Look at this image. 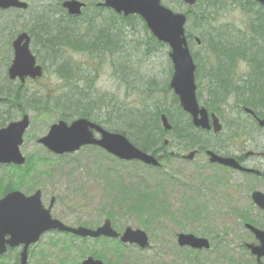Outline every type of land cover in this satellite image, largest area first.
Returning a JSON list of instances; mask_svg holds the SVG:
<instances>
[{"label":"rangeland","instance_id":"1","mask_svg":"<svg viewBox=\"0 0 264 264\" xmlns=\"http://www.w3.org/2000/svg\"><path fill=\"white\" fill-rule=\"evenodd\" d=\"M162 3L174 12H184L186 9L177 0H162ZM242 19L239 8L227 6L222 21L241 25ZM193 24L187 23L186 30L198 36V29ZM122 41L126 42V47H123L120 53L113 58L105 55L106 57L100 60V66L94 72V95H105L114 110L154 111L157 107H163L175 111L171 92H165L172 68L168 47L156 46L148 53L145 44L146 32L140 22L135 26H123ZM3 44L5 45V41ZM191 51L198 53L201 61L208 55L204 48L195 45H191ZM68 56L70 60L80 62L86 69L95 68L94 62L84 53H69ZM5 69L4 61L0 58V86L5 83ZM246 69L243 63H238L236 72L244 74ZM200 85L202 92L199 103L203 105L204 100L208 98L203 88L206 83L202 80ZM26 89L45 92L48 96L58 98L60 94L67 92L68 85L47 71L42 79L28 81ZM2 109L4 107L0 106V110ZM25 112L30 116V127L24 133L20 151L25 158L30 157L29 162L35 158L40 159V162H36L32 168L34 170L20 185L19 190L24 194L40 190L44 206L48 205L51 198H55L51 214L69 226L95 228L108 218L107 212L113 209L114 218L108 219L117 230L122 231L130 227L145 231L149 238V247L140 249L135 245L122 244V252H119L121 262L117 264H255L254 257L244 248V243L254 240L244 231L242 222L245 216L252 224L264 227V213L250 199L254 190L264 193V180H255L239 172L211 166L204 154L196 156L191 162L179 158L163 160L159 174L140 165L120 163L92 147L83 148L67 156H53L37 144L36 139L47 134L50 125L60 119V113L52 112L39 116L30 110ZM71 116L68 122L77 118L74 114ZM216 116L225 132L233 120H239L242 124L246 120L243 111L236 108L233 98L228 100L223 113ZM20 118L19 113H15L13 120ZM180 119L186 121L187 117ZM251 129L249 139L246 137L242 141L240 138L226 150L217 149L215 140L209 136L205 138L211 150H219L222 154L264 152V130ZM128 139L133 142L131 138ZM170 150L177 151L178 148L174 145ZM248 164L264 173V156L249 159ZM12 172V167L0 165V180L5 181L4 173ZM114 172L124 177L135 174L151 181L169 180V177H172V190L175 194L172 200L176 205V208L174 205L172 209L174 213L171 217H161L162 222H152L149 227H142L139 219L143 221V215L138 218L127 207L117 206L115 195L112 198L109 193ZM170 184L171 182L169 186ZM179 232L208 239L210 249L196 251L178 247L175 235ZM113 246L115 244L111 242H94L90 239L83 241L71 238L68 234L50 232L44 234L38 243L32 246L28 264H78L91 256L90 253L94 250ZM80 250L84 251V256ZM118 256V253H112L108 258L117 261ZM2 263H5V260Z\"/></svg>","mask_w":264,"mask_h":264},{"label":"trees","instance_id":"2","mask_svg":"<svg viewBox=\"0 0 264 264\" xmlns=\"http://www.w3.org/2000/svg\"><path fill=\"white\" fill-rule=\"evenodd\" d=\"M177 1L182 3L181 0ZM227 6L239 8L243 17L241 25L222 21ZM184 13L187 23H194L198 29L197 34L201 42L199 47L208 52L203 61L198 53L192 52L196 63L198 98L202 92L200 82L203 80L206 83L203 88L208 98L204 100L203 105L220 114L223 113V108H226L228 100L233 98L236 108L248 107L257 110L258 116L264 117V8L255 0H197L196 5L186 7ZM137 22L142 24L146 32L145 44L148 53L156 46L165 47L152 37L139 17H122L96 7H92L90 14L82 13L80 28L76 30L42 28L32 31L35 37L41 40L36 39L38 47L40 46L47 56L38 55L42 66L68 85V89L58 98L48 96L45 92L28 90L24 86H19L13 95L9 91L0 90V97L6 106V109L0 110V127L12 119L13 111L23 113L30 110L39 116L58 112L61 115L60 119L63 120L68 121L72 117L71 114H74L79 118H87L104 125L109 131L131 138L132 143L142 151L154 155L161 154L166 160H171L168 147L164 144L166 137L170 138L169 147L176 145L178 152L194 148L201 151L208 149L210 146L205 138L207 132L192 126L190 117L179 107L178 99L170 90L168 83L165 85V92H171L175 111L163 107H157L154 111L114 110L105 95H94L96 93L94 72L98 70L100 60H103L105 55L113 58L126 47V42L122 41L123 26H135ZM193 37V33L188 30L189 45L194 43ZM67 49L86 54L94 62L95 68L86 69L80 62L66 58L69 51ZM241 62L247 63L249 69L245 74L238 76L236 69ZM169 72L171 74L172 70ZM162 113L167 116L172 126L170 131H164L162 128L159 119ZM179 116L187 117V120L182 121ZM232 127L234 125L230 126ZM239 137L241 132L226 136L218 135L215 137V144L226 150ZM36 162H40V159L35 158L30 168L35 167ZM25 169L20 171L16 169L14 180H0V196L20 187L17 182L25 179L28 172ZM147 169L157 174L160 171L158 168ZM113 174L115 176L110 182L109 193L112 194V198L115 195L117 206L127 207L138 218L143 215V221L139 219L142 227L147 228L152 222H162L161 217H171L174 213L172 209L175 204L172 199L175 194L172 190L174 183L172 177H169V180L151 181L135 174L126 177L116 172ZM107 213L108 218H114L113 209ZM100 240L112 241L106 238ZM109 250L118 253L119 260L108 258V255H111ZM121 250L122 247L116 245L94 250L90 254L102 260L108 258L109 264H117L121 262L119 254ZM81 254L84 256V251H81Z\"/></svg>","mask_w":264,"mask_h":264},{"label":"water","instance_id":"3","mask_svg":"<svg viewBox=\"0 0 264 264\" xmlns=\"http://www.w3.org/2000/svg\"><path fill=\"white\" fill-rule=\"evenodd\" d=\"M4 2L5 4H2ZM187 6L195 4L196 0H182ZM264 8V0H256ZM9 5L25 8L26 5L15 1H1L0 7L6 8ZM117 14L124 16H139L146 24L155 39L169 47V58L173 65V74L169 87L178 97L179 104L184 112L192 118L196 128L209 130L212 126L213 132L221 130L218 119L212 114L211 125L207 111L199 108L196 100L195 65L185 37L186 16L183 13H175L161 4V0H104L102 3ZM71 14L81 13L84 4L69 2L64 4ZM28 37L20 35L13 43L14 60L8 69V77L11 80L16 78L21 83L26 77L35 79L42 75L40 66H36L35 58L28 49ZM24 41V42H23ZM23 42V44H22ZM199 44V40L196 38ZM1 101V98H0ZM164 129L170 130L165 115L160 116ZM259 126L264 127V119L258 121ZM29 127L28 116L17 122H12L0 129V164L23 165L24 157L20 153V146L23 143V134ZM95 134L98 138H95ZM49 152L55 155L74 153L83 146H96L109 155L122 161H138L148 166L158 167L157 159L133 146L122 134L111 133L98 124L92 123L84 118H79L67 125L63 121L53 124L47 135L37 140ZM167 144V141L165 142ZM195 151L183 156L186 160H192ZM209 161L235 170L259 174L252 169L243 168L236 159L220 157L212 152H207ZM252 153H246L245 157ZM252 200L255 205L264 211V195L261 192H253ZM258 241V245L247 244L246 248L251 255L256 257L260 264L264 257V231L246 225ZM47 231H59L70 233L81 238H119L122 243L136 244L140 248L148 245V238L145 232L136 229L126 228L120 236L111 228L109 220H105L96 229L84 227H69L56 219H52L49 209H45L41 203V193L36 191L33 195L26 197L21 192L12 191L0 199V255L5 252L4 244L10 247L23 245L20 253V264H26L27 248L37 243L41 235ZM8 236V240L4 238ZM177 243L179 246H188L193 249H208L209 243L206 239L195 237L191 234H178ZM81 264H103L100 260L88 257Z\"/></svg>","mask_w":264,"mask_h":264},{"label":"flooded vegetation","instance_id":"4","mask_svg":"<svg viewBox=\"0 0 264 264\" xmlns=\"http://www.w3.org/2000/svg\"><path fill=\"white\" fill-rule=\"evenodd\" d=\"M1 1H11L12 2L14 0H1ZM17 1L19 3L25 4L26 7L22 8V7H17L14 5H9L6 8L0 7V58L3 59L5 67H6V69H5L6 72L4 73L5 83H4V85L0 86V90L6 91V92L9 91L12 95L15 93L16 89L19 86L25 85L24 87H26V83H27V82H25L27 79H25V81L23 83H21L19 80H17L18 78L11 80L8 77V69L14 60V48H13L14 41L22 34L27 35V37L29 39L28 40V49H29L31 55L35 58L36 63L42 67L41 62L38 59L39 58L38 55L39 56H46V54L43 52V50L41 49L40 46L38 47V41H36L37 38L32 33V31L41 30L42 28H50V29H70V28H72V29L76 30L77 28H80V12L78 14L69 13L68 9L64 6V4L69 3V2L82 3L85 5V7L81 9V13L85 12L87 14H90L92 12V7L98 8L99 5L103 3V0H17ZM2 4H5V3L2 2ZM101 8H103V7H101ZM105 10H107V9H105ZM37 40H39V39H37ZM4 41H5V45L3 44ZM39 41H41V40H39ZM23 42H22V44H23ZM67 50H69V51L66 55V58L69 57L68 56L69 53H75L74 51H71L70 49H67ZM42 68H44V67H42ZM0 98H2V97H0ZM0 106L4 107V109H6V106L4 105L3 101L0 102ZM4 109H2V110H4ZM243 109H244L243 113L246 116L245 123L242 124L239 120H237V121L234 120V122H231V124H233L235 127H237V128H235V127H232V128L237 129L238 131H241V137H239V139L242 138V141H244L246 139V137L249 139V137L251 136L250 131L252 129L250 126H252V128L254 129L253 131L264 130V127H261L258 124V121L263 120L264 117L258 116L257 110H253V109L246 108V107H244ZM15 113H17V112H14V111L12 112L13 117H14ZM22 115H20V116H22ZM13 117L11 120L6 122L5 125L10 123V122L17 121V120H13ZM1 127H3V126H1ZM234 129H229L224 133L234 132ZM207 133H209L208 136L210 139L215 140V137H217L218 135L221 136L223 134V127H222L221 133L213 134V133H211L210 130L207 131ZM238 140H235L230 146L236 144L238 142ZM218 146H217V149L222 150V148L218 147ZM219 150L213 151V152L215 154H218V155H224V156L226 155V156L235 157L239 161L240 164H242L245 167L246 166L251 167L253 170H255V166L249 165L248 160L264 156V152L247 151L242 155H245L246 153H249V152H251L254 155H252L250 157L242 156L241 158H239L241 155H232V154H228V153L222 154ZM205 153H206V151L205 152L199 151L196 156H198L200 154L205 155ZM205 158L208 162L209 160H208L207 155H205ZM25 159H26V162H27V160H29L27 158H25ZM208 164L217 166V167L222 168V169H227V168H224V167L219 166L217 164H211L210 162H208ZM29 168H30V165L28 164L27 168L25 169V171H28L27 176L32 171V168H30V169ZM255 177L258 180H264V173L262 171H260V173L258 175H255ZM26 178L27 177H25V179H23V181H21V182L20 181L17 182L18 183L17 185L18 186L22 185L26 181ZM13 179H14V177H13ZM31 194H26V195H31ZM251 201H252V199H251ZM54 203H55V198H51L49 200L48 205L44 206L45 208L50 209V214H51V210H52ZM258 209H260V208H258ZM261 211L264 213L263 210H261ZM262 215L264 216V214H262ZM51 217H53L52 214H51ZM53 218H55V217H53ZM55 219H57V218H55ZM57 220L61 221L60 219H57ZM242 223H243L244 231L254 240V242H251V243L259 244L258 241L255 239V236L252 234V232H250L245 227V224H247V222L243 221ZM253 226L257 227L261 230H264V227H262L260 225L258 226V224L253 225ZM4 239L8 240V236H6ZM175 242H176V236H175ZM245 245H246V243H244V248H245ZM31 248H32V246H30L27 250L26 264H28L29 256L31 255V252H30ZM4 250H5V252L0 255V264H20V253L23 250V245L10 247L7 244H4ZM191 250H194V249H191ZM3 260H5V263H2ZM262 260H264V258L261 259V264H262ZM78 264H80V261Z\"/></svg>","mask_w":264,"mask_h":264}]
</instances>
